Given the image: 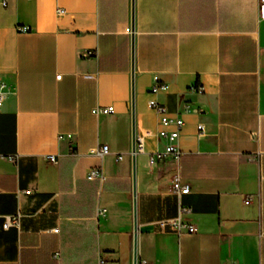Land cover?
Listing matches in <instances>:
<instances>
[{
	"label": "crops",
	"instance_id": "1",
	"mask_svg": "<svg viewBox=\"0 0 264 264\" xmlns=\"http://www.w3.org/2000/svg\"><path fill=\"white\" fill-rule=\"evenodd\" d=\"M3 1L0 79L13 92L0 107V264H264L257 0ZM131 67L134 134L158 127L149 97L169 112L183 102L201 109L181 113L187 193L170 190L174 164L146 152L134 153L132 178ZM154 75L168 87L149 95ZM98 105L113 112L91 113ZM101 144L109 153L89 152ZM143 145L164 140L144 136ZM90 170L101 175L89 179ZM181 205L192 233L158 223ZM16 214L18 226L4 228Z\"/></svg>",
	"mask_w": 264,
	"mask_h": 264
},
{
	"label": "built area",
	"instance_id": "2",
	"mask_svg": "<svg viewBox=\"0 0 264 264\" xmlns=\"http://www.w3.org/2000/svg\"><path fill=\"white\" fill-rule=\"evenodd\" d=\"M1 4H4V1L1 0ZM62 8H57L56 12L57 14L63 13ZM257 12L258 17L264 16V0H257ZM87 55H93V52L87 51ZM59 76V75H57ZM158 78L156 75L153 76V82L148 88V94L149 95H155L158 92L165 91L168 87V85L164 82L158 83ZM196 94H201L203 92V89L201 86H196L192 89ZM13 92L12 85L6 82L5 80L0 79V107L2 106L4 100ZM147 107L151 109L157 116H158V127L155 130L152 129H145L141 134H135L134 135V153L135 152H146L148 155L149 162H155L160 159H168L170 160L174 166L175 170L172 173L171 176V182H170V190L175 193L176 195L187 193L189 191V186L187 183H183L180 180L179 171L177 167V162L179 160L181 151L177 146V140L180 135V130L183 125V118L181 116L182 112H189L193 111L195 113H200L201 109L196 107L193 108L190 103L183 102L181 112L175 111V112H169L167 108L160 102H158L154 97H149L147 99L146 103ZM91 113L93 114H108L113 112L112 105H98L93 107L91 110ZM196 129L200 130V133L203 131V125L202 123L196 124ZM65 136H70L69 134H66ZM144 136H154L156 138H160L164 140V145L161 149H154L152 151H145L144 145H143V137ZM59 137H63V135H59ZM92 154L96 155H104L109 153L108 146L106 144H101L99 147L95 149H91L89 151ZM3 157L7 159H13V155H4ZM122 154L116 153L115 154V160L121 159ZM46 158L50 162H54L55 158L53 155L48 154L46 155ZM101 174L98 170H90L86 173V177L91 179L94 177H99ZM247 200H243V202H246ZM190 211V208L187 206H179L178 208V214L175 217L167 218V219H161L158 221L159 225L161 227L169 226L170 230L175 231L176 233H179L181 229H185L186 232H194L195 226L189 222H181L180 221V213H187ZM104 214V208H98V216H101ZM19 214L10 216L8 215L6 219L4 220L2 226L4 228L8 226H18L19 221ZM53 231H57V228H53ZM98 264H104V260L100 257H98ZM137 264H150L149 262L141 259L137 262ZM228 264H236L234 261H229Z\"/></svg>",
	"mask_w": 264,
	"mask_h": 264
},
{
	"label": "water",
	"instance_id": "3",
	"mask_svg": "<svg viewBox=\"0 0 264 264\" xmlns=\"http://www.w3.org/2000/svg\"><path fill=\"white\" fill-rule=\"evenodd\" d=\"M133 16V7L131 1V19ZM132 29V20H131V27ZM131 75V103H130V112H131V157H132V178L134 177V169H133V159H134V109H133V69L131 67L130 70ZM132 194H134V188L132 187ZM135 257L133 259V264H135Z\"/></svg>",
	"mask_w": 264,
	"mask_h": 264
},
{
	"label": "rangeland",
	"instance_id": "4",
	"mask_svg": "<svg viewBox=\"0 0 264 264\" xmlns=\"http://www.w3.org/2000/svg\"><path fill=\"white\" fill-rule=\"evenodd\" d=\"M260 177H264V159L260 161Z\"/></svg>",
	"mask_w": 264,
	"mask_h": 264
}]
</instances>
